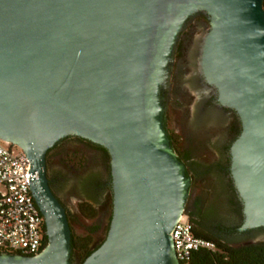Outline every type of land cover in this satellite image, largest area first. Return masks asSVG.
<instances>
[{"label": "water", "instance_id": "obj_1", "mask_svg": "<svg viewBox=\"0 0 264 264\" xmlns=\"http://www.w3.org/2000/svg\"><path fill=\"white\" fill-rule=\"evenodd\" d=\"M199 11L210 19L202 73L242 124L230 148L240 229L264 226V0H0V139L30 161L48 237L41 253H0V264H71V225L47 167L69 135L111 156L109 230L82 264H181L170 232L191 178L171 145L162 89Z\"/></svg>", "mask_w": 264, "mask_h": 264}, {"label": "rangeland", "instance_id": "obj_2", "mask_svg": "<svg viewBox=\"0 0 264 264\" xmlns=\"http://www.w3.org/2000/svg\"><path fill=\"white\" fill-rule=\"evenodd\" d=\"M202 17V14H200L194 18L184 34L179 60L181 78L184 76L189 77L192 72L189 68V61L195 55L194 40L197 37L205 36L208 31V26L204 29L201 25ZM181 78L174 79L170 75V81L174 89L170 99L171 102L165 111L166 115H168L166 128L173 131L180 129V132L184 134L180 149L182 152H190L194 156L189 160L188 164L189 171L194 175V180L191 182L198 186L212 187L214 179L210 173L206 174L203 172V167L213 165L222 160L223 146L226 141L224 120L216 118L195 126V123L191 121V112L199 96L194 89L190 88L189 82H182ZM186 88L193 95L188 96ZM49 172L52 177L58 174L63 179L64 188L56 187V192L70 210V224L74 231L78 234H87L93 227H96L91 233V247L100 244L106 237V226L112 213V193L103 185L99 188V191L94 192L89 197L90 199L88 198L97 208V216L92 220H86L81 217L77 212L75 203H72L69 199V194L72 192L70 185L79 175L90 172L102 173L101 181L103 182L104 175L100 163L93 161L78 169L62 163L58 157H54L50 163ZM196 193L203 198L201 203L204 206L201 217L198 219L204 224L208 232L220 237L224 242L234 247L264 242V228L254 229L243 234L236 232L233 228L238 225L240 216L233 208L227 205L222 206L220 202H212L211 196L206 192L204 193L203 188H196ZM73 261L74 264H79L77 255H74ZM71 264H73L72 261Z\"/></svg>", "mask_w": 264, "mask_h": 264}, {"label": "flooded vegetation", "instance_id": "obj_3", "mask_svg": "<svg viewBox=\"0 0 264 264\" xmlns=\"http://www.w3.org/2000/svg\"><path fill=\"white\" fill-rule=\"evenodd\" d=\"M200 14H202L203 16L201 25L204 27V29L207 26H208V30L210 28L209 16L203 11L196 12L188 18L183 30L180 33L171 61L170 75L172 78L174 77V79L181 78L179 74V67H180L179 60L181 57V50H182L181 43L184 38V34L188 30L191 21L194 18L198 17V15ZM203 37L204 36H200L194 40L195 55H193L192 59H190L189 61V68L192 72L189 77L184 76L181 78V80L182 82L188 81L190 88L194 89L199 96L195 104V107L191 112L192 123H195L196 126V124L204 123L216 118L219 120L220 119L224 120L223 124L226 130V136H225L226 141L223 146L222 160L213 165L203 167V172H205L206 174L210 173L212 175L214 179L213 180L214 185L212 187L210 186L203 187V186L194 185V182L193 183L191 182L192 187L190 188L189 191V197L185 209L191 212L195 218L198 219L199 217H201L202 209L204 207L201 203L203 201V198L200 197L198 193H196V188L197 189L203 188L204 193L206 192L209 194V196H211L212 202H220V205L222 206L227 205L233 208L239 214L240 220L238 222V225L233 229L236 230V232L243 234L254 229L264 228V226L247 229V230L240 229L244 222L245 216L243 211V200L239 194L238 189L235 186L230 170L231 167L230 148L233 141L240 134L242 129V124L239 115L235 109L224 106L219 102L217 88L214 85L208 83L202 73L200 66V59H201V45H202ZM173 89L174 88L171 81L167 85L163 86L162 100L166 108L168 107V104L171 102L170 99L172 98ZM185 90L188 96L193 95V93L190 90H187V88ZM167 117L168 115H166V119ZM169 131L171 130L169 129ZM180 131H181L180 129L175 130V132L180 137V143H182V141L184 140V134ZM187 153H189V157L186 158L184 162L186 164L187 174L189 173L188 175L192 181L194 180V175L189 171L188 164H189V160L194 156L190 152ZM88 174L89 173L79 175L72 181L70 185L72 192L71 194H69V199L72 203H75L77 212H78V204L85 200L89 201L90 199L89 197H91L94 192L99 191V188H101L98 187L97 184L89 183L87 181ZM61 179L62 178L58 174H55L52 177L51 181L53 182L54 185L53 192L56 194V196L65 206L70 221V210L68 209V207H66V204L61 198V196L56 192V187L60 184Z\"/></svg>", "mask_w": 264, "mask_h": 264}, {"label": "built area", "instance_id": "obj_4", "mask_svg": "<svg viewBox=\"0 0 264 264\" xmlns=\"http://www.w3.org/2000/svg\"><path fill=\"white\" fill-rule=\"evenodd\" d=\"M29 168L25 151L0 139V253L37 255L45 248L44 219L29 187ZM170 234L180 262L196 250L216 249L214 241L195 233L186 209Z\"/></svg>", "mask_w": 264, "mask_h": 264}, {"label": "trees", "instance_id": "obj_5", "mask_svg": "<svg viewBox=\"0 0 264 264\" xmlns=\"http://www.w3.org/2000/svg\"><path fill=\"white\" fill-rule=\"evenodd\" d=\"M169 131V130H168ZM169 137L171 145L177 152L179 158L185 161L189 157V153L182 152L180 149V137L179 135L171 130L169 131ZM11 148H19L14 144H9ZM54 157H58L62 163H65L74 168L85 167L90 162L97 161L100 163L103 169L104 180L101 181L102 173H89L87 181L89 183L97 184L98 187L105 186L107 190L112 193V176H111V156L106 147L98 144L90 139L78 136L70 135L66 136L57 142L47 152V167L48 177L50 186L53 188L52 176L50 175V163ZM61 177V176H60ZM61 179L59 188L64 187V182ZM113 196V195H112ZM187 210V209H186ZM78 212L81 217L86 220L95 219L97 216V208L94 204L88 200L82 201L78 204ZM189 213L192 222L195 225V233L199 236L208 238L216 243V249H200L192 253L187 261L181 262V264H264V242L255 244H245L238 247L231 246L224 242L220 237L207 231L204 224L199 219L195 218L191 212ZM112 213L110 215L109 222L106 226V235L109 230ZM71 225V224H70ZM45 226V223H44ZM93 227L87 234H78L72 230V258L71 261L74 264L73 257L77 255L79 264H82L85 259L96 249L100 244L95 247H91L92 235L91 233L95 230ZM48 243V237L45 236V246Z\"/></svg>", "mask_w": 264, "mask_h": 264}]
</instances>
